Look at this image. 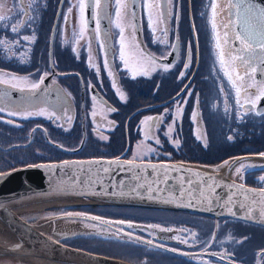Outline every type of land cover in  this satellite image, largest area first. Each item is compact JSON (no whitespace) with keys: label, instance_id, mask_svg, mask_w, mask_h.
I'll use <instances>...</instances> for the list:
<instances>
[{"label":"flooded vegetation","instance_id":"1","mask_svg":"<svg viewBox=\"0 0 264 264\" xmlns=\"http://www.w3.org/2000/svg\"><path fill=\"white\" fill-rule=\"evenodd\" d=\"M60 1L47 42L32 39L44 35L45 15L27 10L31 40L11 50L22 69H0V80L7 81L0 83V174L66 161H141V142L153 144L159 155L200 164L264 155V114H258L264 113V44L241 32L253 23L240 18L250 0H169L167 22L162 0H141L139 30L137 17L125 14L127 0H121L119 16L114 0L106 9L101 0L90 23L87 6L81 18L80 0H64L57 18ZM164 39L167 44L160 43ZM121 50L127 67L137 71L135 79L119 59ZM145 69L147 75H140ZM45 73L40 89L33 90ZM240 172L249 186L264 188V167L247 165ZM94 210L139 211L141 217L100 216ZM157 212L78 207L47 210L37 218L82 213L136 224L141 228L128 230L141 238L135 244L94 237L63 241L74 248L78 241L126 246L137 254L118 260L131 264H264L263 227L201 215L180 221L144 216Z\"/></svg>","mask_w":264,"mask_h":264},{"label":"water","instance_id":"2","mask_svg":"<svg viewBox=\"0 0 264 264\" xmlns=\"http://www.w3.org/2000/svg\"><path fill=\"white\" fill-rule=\"evenodd\" d=\"M63 2L60 1L57 18ZM19 3L24 10L23 22L27 9L23 0ZM86 6L90 23L92 0H87ZM249 8L253 23H247L241 32L254 44H264V0H250ZM240 18L245 21L246 17L240 14ZM55 27L56 21L50 46ZM247 165L264 167V155L233 157L217 163L218 167L184 161L92 159L38 164L2 173L0 224L11 239L0 237V260L14 264H33L32 260L49 264H131L71 247L63 241L94 237L135 244L141 238L128 230L137 231L140 226L82 213L37 218L38 213L52 209L119 207L181 212L264 228V189L241 182L240 170ZM153 166L158 170L171 169V178L154 185L153 180L161 173L153 172ZM156 187L161 191L157 192Z\"/></svg>","mask_w":264,"mask_h":264},{"label":"rangeland","instance_id":"3","mask_svg":"<svg viewBox=\"0 0 264 264\" xmlns=\"http://www.w3.org/2000/svg\"><path fill=\"white\" fill-rule=\"evenodd\" d=\"M59 0H23V3L27 10H32L31 14L41 13L45 15V33L42 37H35L33 41H48V35L50 33L52 18L55 14V11L58 6ZM29 12L25 17V20L22 22L24 16V11L19 4V0H0V69L1 70H21L22 67H19L18 59L12 55L11 50H16L20 46L21 42L26 40H31L29 37V26L33 20L29 16ZM9 25L11 27H9ZM11 28H16L17 31H11ZM27 37V39H26ZM151 146V145H150ZM148 143L141 142V161H176L172 159L171 155L161 154L159 155L152 146L150 147ZM149 149H153V153L150 156ZM153 156V157H152ZM147 158V159H145ZM228 160V159H226ZM177 161H186V160H177ZM189 162H192L188 160ZM195 164H200L194 161ZM204 166L209 167H218L217 163L208 161ZM264 178V175L260 177V180ZM245 175H242L241 182L247 184ZM264 182V180H263ZM248 185V184H247ZM95 214L100 216L107 217H126L129 219H138L137 216L141 217V212L131 211V210H94ZM157 217L165 221H180L188 220L190 216L187 214L181 213H166V212H157V213H145L144 216ZM79 245L75 246L85 251L91 253H100L112 258H123V257H133L137 253L135 250H132L126 246L113 244V243H103L102 241H78ZM136 253V254H134ZM0 264H14L8 261L0 260Z\"/></svg>","mask_w":264,"mask_h":264},{"label":"snow or ice","instance_id":"4","mask_svg":"<svg viewBox=\"0 0 264 264\" xmlns=\"http://www.w3.org/2000/svg\"><path fill=\"white\" fill-rule=\"evenodd\" d=\"M110 0H103V5L105 7V9L107 8L108 4H109ZM244 2H246V0H244ZM169 3V0H162V7H161V15L163 17V20L165 22L168 21V18H169V14H168V5ZM101 4V0H92V16L90 17L91 20H95L97 18L96 16V12H95V8L97 6H100ZM140 4H141V0H127V3L123 5V8H124V11H125V14L126 15H132L134 17H137V30H139V20H138V17H139V10H140ZM114 5H115V14L117 16L120 15V9L122 7L121 5V0H114ZM86 5H85V2L84 0H80V3L78 4V8H79V12H80V15H81V18L83 17V13H84V9H85ZM214 7V10H215V6ZM69 12L72 11V6L70 5L69 6V9H68ZM262 13H264V10H262ZM252 14V9L251 8H248L246 10V12L244 13L246 19L249 18ZM105 16L108 17L109 16V13L107 11H105ZM65 19H67V17H64ZM2 19V18H0ZM175 19V17H174ZM148 23L149 25H151V16H149L148 18ZM9 27H11L9 25ZM213 29H215L216 25L213 24L212 25ZM11 31L13 32H16L17 29L16 28H11ZM168 29L166 28L164 30V36L166 37L167 34H168ZM81 35H83V30H81ZM27 39V37H26ZM32 39H35V37L33 36ZM160 43H164V44H167V39H164L162 41H160ZM139 47V45H137ZM172 49H173V52L175 51V45H171ZM121 48H123V45L121 46ZM221 55H223V53H221ZM119 59L121 61V63H123L125 65V69L126 71H132V78L135 79L136 77V74H137V71L136 70H133V69H129L127 66H128V60L125 58V53L123 50L120 51L119 53ZM150 59L153 61V63H155V58L154 57H150ZM221 64H223V60L220 61ZM105 68H108L109 67V64L107 61L104 62V65H103ZM164 70L167 71L168 70V65H164ZM152 71H155V68L153 67L151 69ZM97 73L99 74V70H97ZM140 75H147V69L143 70V71H140L139 72ZM109 76L112 75L111 72L108 73ZM183 75V74H181ZM225 75H228L227 73H225ZM47 77V73H45L43 76H41L39 79H38V82L36 83H33L31 85V88L33 90H36V89H40L41 85L43 84L44 82V79ZM12 79H16V77H11ZM0 83H7V81L5 80H0ZM115 87V84L113 85ZM117 94L120 96V99L121 100H124L126 99V97L124 96V94L122 92H119V89H117ZM260 98V97H258ZM237 103H239V100H237ZM253 106H255V102L253 101ZM3 109H0V111H2ZM113 111H115V109H112ZM9 114H12V113H9ZM258 114H264V113H258ZM163 117H161V122H163ZM153 123H155V121H153ZM169 131H171V128H169ZM229 139H231L232 137H228ZM156 144H159L160 141L159 139H157L155 141ZM149 151H153V149H149ZM130 166L131 167H136L135 163L134 162H129ZM123 166V165H121ZM171 169H164V168H161V169H157L155 166H153L152 168V171L153 172H157V171H160L161 175L158 176L155 180H153V184H158V183H166L168 179H170L171 177L168 176V171H170ZM49 171H51V169H49ZM105 171H108V169H105ZM197 175H199L197 173ZM137 179L139 180V177H137ZM209 179H211V177H209ZM262 180H264V178H262ZM189 184H191V181L189 180L188 181ZM140 186H143V185H140ZM264 186V185H262ZM151 185H149V190H151ZM157 192L161 191V189L159 187H156L155 189ZM261 195H264V193H262Z\"/></svg>","mask_w":264,"mask_h":264},{"label":"bare ground","instance_id":"5","mask_svg":"<svg viewBox=\"0 0 264 264\" xmlns=\"http://www.w3.org/2000/svg\"><path fill=\"white\" fill-rule=\"evenodd\" d=\"M0 237L3 239H11L10 235L8 234V232L6 231V229L3 227V224H0ZM33 264H49L47 263V261L43 260H32Z\"/></svg>","mask_w":264,"mask_h":264},{"label":"trees","instance_id":"6","mask_svg":"<svg viewBox=\"0 0 264 264\" xmlns=\"http://www.w3.org/2000/svg\"><path fill=\"white\" fill-rule=\"evenodd\" d=\"M177 161V160H176ZM188 161V160H187ZM189 162V161H188ZM192 162H194V161H192ZM196 162H200V161H196ZM202 162V161H201Z\"/></svg>","mask_w":264,"mask_h":264}]
</instances>
